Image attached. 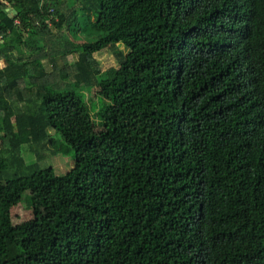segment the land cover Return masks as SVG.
<instances>
[{
  "label": "trees",
  "instance_id": "trees-1",
  "mask_svg": "<svg viewBox=\"0 0 264 264\" xmlns=\"http://www.w3.org/2000/svg\"><path fill=\"white\" fill-rule=\"evenodd\" d=\"M0 264H264V0H0Z\"/></svg>",
  "mask_w": 264,
  "mask_h": 264
},
{
  "label": "rangeland",
  "instance_id": "rangeland-1",
  "mask_svg": "<svg viewBox=\"0 0 264 264\" xmlns=\"http://www.w3.org/2000/svg\"><path fill=\"white\" fill-rule=\"evenodd\" d=\"M98 59L100 61V66L103 70L108 69L109 67L116 65V60L111 52H104L98 54ZM70 63H73V60L68 59ZM97 93L96 91L93 93V104H97ZM92 120L96 127L103 125L102 119V111L99 107L92 109ZM91 126V125H90ZM24 149H27V146H24ZM31 158L37 159V154H30L29 159ZM47 163V164H46ZM48 166H45V165ZM74 160L71 157L64 158L63 156H48L46 160L43 162L45 168L54 167L58 174L63 175L66 174L73 168ZM9 173V172H8ZM44 208L35 200L30 190L25 192L23 195V199L16 206L13 207V211L11 212V219L13 224L24 223L30 221V219L42 216L44 214Z\"/></svg>",
  "mask_w": 264,
  "mask_h": 264
},
{
  "label": "built area",
  "instance_id": "built-area-1",
  "mask_svg": "<svg viewBox=\"0 0 264 264\" xmlns=\"http://www.w3.org/2000/svg\"><path fill=\"white\" fill-rule=\"evenodd\" d=\"M37 1L40 2L41 4H44V2H46V0H37Z\"/></svg>",
  "mask_w": 264,
  "mask_h": 264
}]
</instances>
